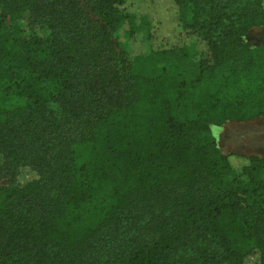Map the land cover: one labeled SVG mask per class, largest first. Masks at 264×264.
<instances>
[{
  "label": "trees",
  "instance_id": "obj_1",
  "mask_svg": "<svg viewBox=\"0 0 264 264\" xmlns=\"http://www.w3.org/2000/svg\"><path fill=\"white\" fill-rule=\"evenodd\" d=\"M33 1L0 0V264H264V158L211 130L264 116L247 39L264 0H172L199 38L191 84L132 73L115 37L140 27L130 0ZM133 209L146 239L121 252Z\"/></svg>",
  "mask_w": 264,
  "mask_h": 264
},
{
  "label": "rangeland",
  "instance_id": "obj_2",
  "mask_svg": "<svg viewBox=\"0 0 264 264\" xmlns=\"http://www.w3.org/2000/svg\"><path fill=\"white\" fill-rule=\"evenodd\" d=\"M244 2V0H230L228 4L232 8H237ZM127 7L141 19L140 27L130 37L121 26L115 33V37L125 52L132 73L153 77L165 71L170 74H180L188 84H191L199 72V57L193 50L194 46L200 48L199 38L181 28L177 9L172 0H130ZM148 24L155 29L154 34L156 32L158 34L156 43L149 41ZM247 39L253 45L264 43V27L250 32ZM159 43L163 48L182 45L184 48L175 52L153 54L152 51L158 49ZM211 130L222 153L255 155L264 158V116L247 122L228 121L219 127L212 126ZM30 177L31 173L23 169L21 180ZM76 178L78 181L81 180L79 174ZM146 220L144 212L138 209L125 213L122 224L127 227L117 232L116 243L120 245H116V248L121 252L129 250L136 242L146 239ZM134 223L138 227L135 228L136 225H133L130 228Z\"/></svg>",
  "mask_w": 264,
  "mask_h": 264
}]
</instances>
